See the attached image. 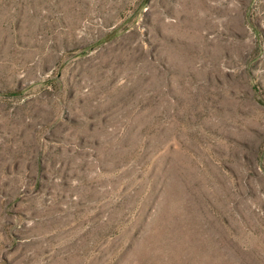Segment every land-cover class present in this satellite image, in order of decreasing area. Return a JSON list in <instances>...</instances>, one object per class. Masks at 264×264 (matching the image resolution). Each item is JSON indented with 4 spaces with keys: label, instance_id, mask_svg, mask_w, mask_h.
<instances>
[{
    "label": "rangeland",
    "instance_id": "rangeland-1",
    "mask_svg": "<svg viewBox=\"0 0 264 264\" xmlns=\"http://www.w3.org/2000/svg\"><path fill=\"white\" fill-rule=\"evenodd\" d=\"M0 264H264V0H0Z\"/></svg>",
    "mask_w": 264,
    "mask_h": 264
}]
</instances>
